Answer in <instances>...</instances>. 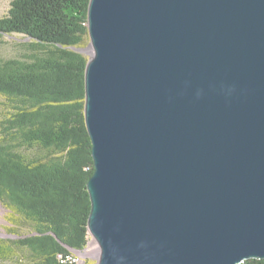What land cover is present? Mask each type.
I'll list each match as a JSON object with an SVG mask.
<instances>
[{
  "label": "water",
  "instance_id": "95a60500",
  "mask_svg": "<svg viewBox=\"0 0 264 264\" xmlns=\"http://www.w3.org/2000/svg\"><path fill=\"white\" fill-rule=\"evenodd\" d=\"M97 264L264 260V0H90Z\"/></svg>",
  "mask_w": 264,
  "mask_h": 264
},
{
  "label": "trees",
  "instance_id": "16d2710c",
  "mask_svg": "<svg viewBox=\"0 0 264 264\" xmlns=\"http://www.w3.org/2000/svg\"><path fill=\"white\" fill-rule=\"evenodd\" d=\"M90 0H13L0 19L18 55L0 59V202L16 238L0 239V258L17 250L31 264H75L91 239L87 190L94 173L85 121ZM25 231V234H19ZM62 256V259L60 257ZM86 264H90L86 262ZM243 264H264L263 259Z\"/></svg>",
  "mask_w": 264,
  "mask_h": 264
},
{
  "label": "rangeland",
  "instance_id": "374dc122",
  "mask_svg": "<svg viewBox=\"0 0 264 264\" xmlns=\"http://www.w3.org/2000/svg\"><path fill=\"white\" fill-rule=\"evenodd\" d=\"M13 0H0V19H2L7 12L10 10V5ZM18 42L14 39H10L7 35H3L2 38H0V59L5 58H12L18 55L19 51L15 47V43ZM88 46V43L85 47L82 49H86ZM3 96H0V121H1V112H2V103L4 102ZM1 203V202H0ZM2 204V203H1ZM3 205V204H2ZM4 207V206H3ZM5 208V207H4ZM6 209V208H5ZM7 213L4 215L5 223H0V239L2 240H10L16 238V236L10 232V228L12 225L8 222L7 216L10 214L9 210H7ZM25 231H21L19 234H25ZM96 244H92L88 249H93V252L88 251L87 254L74 255L73 262L75 264H86V262L90 264H97L98 260V249L96 247ZM96 247V248H95ZM0 264H31L30 260L27 258V254L17 250L12 256L6 259L0 258Z\"/></svg>",
  "mask_w": 264,
  "mask_h": 264
},
{
  "label": "built area",
  "instance_id": "2783aa9c",
  "mask_svg": "<svg viewBox=\"0 0 264 264\" xmlns=\"http://www.w3.org/2000/svg\"><path fill=\"white\" fill-rule=\"evenodd\" d=\"M92 244H96L97 246V249H98V252H99V248H98V244L97 243H95L94 241H93V239H91V240H89V243H88V245L86 246V248L82 251V252H74V255H76V254H79V255H84V254H86L88 251H90L88 248L90 247V246H92ZM95 247V248H96ZM60 259H62V256L60 257ZM73 261V260H72ZM74 262H75V260H74Z\"/></svg>",
  "mask_w": 264,
  "mask_h": 264
},
{
  "label": "bare ground",
  "instance_id": "6f19581e",
  "mask_svg": "<svg viewBox=\"0 0 264 264\" xmlns=\"http://www.w3.org/2000/svg\"><path fill=\"white\" fill-rule=\"evenodd\" d=\"M7 213L6 209L3 207V205L0 203V223H5L4 215ZM92 239V238H91ZM90 239V240H91ZM90 252H93V249H90ZM87 254V253H86Z\"/></svg>",
  "mask_w": 264,
  "mask_h": 264
}]
</instances>
